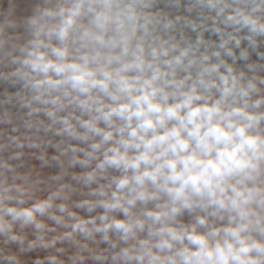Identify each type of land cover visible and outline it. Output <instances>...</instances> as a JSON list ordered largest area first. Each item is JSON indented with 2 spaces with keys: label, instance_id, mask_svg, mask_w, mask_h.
Wrapping results in <instances>:
<instances>
[{
  "label": "clouds",
  "instance_id": "clouds-1",
  "mask_svg": "<svg viewBox=\"0 0 264 264\" xmlns=\"http://www.w3.org/2000/svg\"><path fill=\"white\" fill-rule=\"evenodd\" d=\"M0 264H264V0H0Z\"/></svg>",
  "mask_w": 264,
  "mask_h": 264
}]
</instances>
